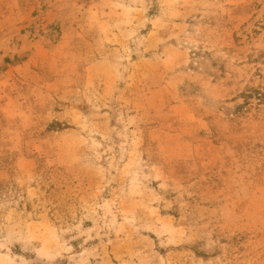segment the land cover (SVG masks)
I'll list each match as a JSON object with an SVG mask.
<instances>
[{
  "label": "rangeland",
  "instance_id": "374dc122",
  "mask_svg": "<svg viewBox=\"0 0 264 264\" xmlns=\"http://www.w3.org/2000/svg\"><path fill=\"white\" fill-rule=\"evenodd\" d=\"M0 264H264V0H0Z\"/></svg>",
  "mask_w": 264,
  "mask_h": 264
}]
</instances>
